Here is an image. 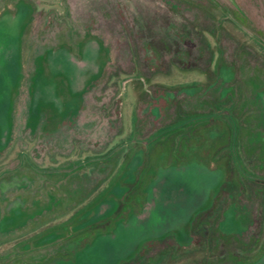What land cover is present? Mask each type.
<instances>
[{
  "label": "rangeland",
  "instance_id": "rangeland-1",
  "mask_svg": "<svg viewBox=\"0 0 264 264\" xmlns=\"http://www.w3.org/2000/svg\"><path fill=\"white\" fill-rule=\"evenodd\" d=\"M19 14L0 264H80L189 170L186 211L106 264H264V0H0Z\"/></svg>",
  "mask_w": 264,
  "mask_h": 264
},
{
  "label": "water",
  "instance_id": "water-1",
  "mask_svg": "<svg viewBox=\"0 0 264 264\" xmlns=\"http://www.w3.org/2000/svg\"><path fill=\"white\" fill-rule=\"evenodd\" d=\"M24 18L22 15H17L16 17L5 16L0 19V103L10 101L12 94V75H7L6 69L9 65V62H17V59L20 54V30L23 25ZM14 81V79H13ZM196 170L194 171H185V173H180L178 175H169L170 184L167 185V194L175 193V196H182V189L186 192L184 202L176 203L174 201L166 207H159L157 215L152 218V220H147L145 223L140 222L139 220L132 221L131 225L126 228H118L117 236L115 239H105L98 241L93 245L87 252L86 256L82 258L80 264H106L109 258L116 256L119 252L123 250L127 251L132 247L136 246L143 238H145L144 233L148 231L147 229H155L156 226L160 227L166 225L168 221L173 217L180 216L187 209L183 206L188 202L193 203L194 193L200 189H197L196 182L202 180L203 176H200ZM197 174V175H196ZM183 179L187 186L181 185L180 180ZM173 181L175 183H173ZM174 191V192H173ZM183 192V193H184ZM174 196V194H172ZM150 199L156 197L154 186L150 187L149 191ZM192 198V199H191ZM187 199V200H186ZM171 208H176L170 211ZM161 208V209H160ZM168 208V209H167ZM160 209V210H159ZM160 213V214H158ZM148 225V226H147ZM111 260V259H110Z\"/></svg>",
  "mask_w": 264,
  "mask_h": 264
},
{
  "label": "flooded vegetation",
  "instance_id": "flooded-vegetation-1",
  "mask_svg": "<svg viewBox=\"0 0 264 264\" xmlns=\"http://www.w3.org/2000/svg\"><path fill=\"white\" fill-rule=\"evenodd\" d=\"M59 82H60V83H59L60 86L63 85V81H61V79H60ZM61 83H62V84H61ZM30 99H31V101H30V106L33 107L34 95H31V98H30ZM64 99H65V98H64ZM42 101H43L44 104H46L45 109L43 108L44 106L42 107V109H44V110H46V111L48 110L49 106H51V107H55V106H56L55 103L49 101V98H46V97L44 98V97H43V98H42ZM42 101H40V99H39V100L37 101V103L39 102V104H40V103H42ZM39 104H38V105H39ZM42 109H41V112H40V111L37 112V111H35L34 109H33V111H32V110H29V117L33 118L35 115H38V114H40V113L43 114L44 111H42ZM30 111H31V114H30ZM48 111H49V110H48ZM58 111H59V112H58ZM58 111H57V112H58L57 114H60L61 117H64V116H63V110H58ZM32 112H33V113H32ZM41 114H40V115H41ZM44 114H45V113H44ZM8 117H12V110L9 111V113H8ZM143 156H144V155H143ZM142 159H143V158H142Z\"/></svg>",
  "mask_w": 264,
  "mask_h": 264
}]
</instances>
